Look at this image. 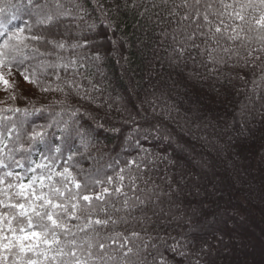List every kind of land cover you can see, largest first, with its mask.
Listing matches in <instances>:
<instances>
[{
  "label": "trees",
  "instance_id": "obj_1",
  "mask_svg": "<svg viewBox=\"0 0 264 264\" xmlns=\"http://www.w3.org/2000/svg\"><path fill=\"white\" fill-rule=\"evenodd\" d=\"M0 264H264V0H0Z\"/></svg>",
  "mask_w": 264,
  "mask_h": 264
},
{
  "label": "rangeland",
  "instance_id": "obj_2",
  "mask_svg": "<svg viewBox=\"0 0 264 264\" xmlns=\"http://www.w3.org/2000/svg\"><path fill=\"white\" fill-rule=\"evenodd\" d=\"M42 19V18H41ZM43 20V19H42ZM58 20V19H57ZM33 39L32 40H36L37 41V37H33L31 36ZM36 43V47L38 46V42H35ZM31 59V58H30ZM32 60V59H31ZM49 67V66H48ZM50 69V68H49ZM48 69V70H49ZM5 78V77H4ZM3 82V83H2ZM1 83L5 85V83H7L5 86L7 88H9V90H12L11 86H12V83L14 84V78H11V77H6Z\"/></svg>",
  "mask_w": 264,
  "mask_h": 264
}]
</instances>
